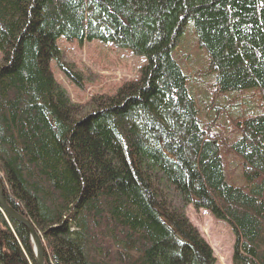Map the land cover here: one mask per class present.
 <instances>
[{
    "label": "trees",
    "instance_id": "16d2710c",
    "mask_svg": "<svg viewBox=\"0 0 264 264\" xmlns=\"http://www.w3.org/2000/svg\"><path fill=\"white\" fill-rule=\"evenodd\" d=\"M188 35L212 118L179 54ZM60 38L127 49L139 76L73 102L50 70L82 87ZM0 185L44 264H215L189 205L230 228L231 264H264V0H0ZM0 264H35L1 211Z\"/></svg>",
    "mask_w": 264,
    "mask_h": 264
},
{
    "label": "rangeland",
    "instance_id": "374dc122",
    "mask_svg": "<svg viewBox=\"0 0 264 264\" xmlns=\"http://www.w3.org/2000/svg\"><path fill=\"white\" fill-rule=\"evenodd\" d=\"M191 43V36H185L178 48L179 54L181 60L184 61L187 73H189V87L196 97L201 117L212 118L213 115H210L208 106L206 108L211 97L210 79L197 76L198 72L204 70L205 63L202 54L194 50ZM57 45L63 52L62 60L65 63H72L74 70L81 74L82 87L67 78L54 62L50 63V70L54 80L65 90L69 98L80 104H84L94 95H112L124 83L137 79L139 67L144 62L143 58L133 55L127 49L118 48L112 43L92 41L79 45L76 42H67L60 38ZM233 95L228 94L224 98L229 100ZM247 95L252 105L247 113L253 114L254 111H257L258 105L255 94L246 92L239 97L234 95L235 102L239 107L245 109L246 104L243 102V98ZM223 103L224 101L217 102L216 105L222 106ZM186 215L189 222L211 248L215 264H231L234 236L230 228L223 222L215 220L208 211L196 210L192 205L187 207Z\"/></svg>",
    "mask_w": 264,
    "mask_h": 264
},
{
    "label": "water",
    "instance_id": "95a60500",
    "mask_svg": "<svg viewBox=\"0 0 264 264\" xmlns=\"http://www.w3.org/2000/svg\"><path fill=\"white\" fill-rule=\"evenodd\" d=\"M0 210L12 221L22 225L28 232L31 244L33 246V257L35 264H44L43 245L38 233L33 229L32 225L22 216L17 214L4 200L3 191L0 185Z\"/></svg>",
    "mask_w": 264,
    "mask_h": 264
},
{
    "label": "bare ground",
    "instance_id": "6f19581e",
    "mask_svg": "<svg viewBox=\"0 0 264 264\" xmlns=\"http://www.w3.org/2000/svg\"><path fill=\"white\" fill-rule=\"evenodd\" d=\"M52 76H53V74H52ZM54 78V77H53ZM190 81V80H189ZM218 102H223L222 100H218Z\"/></svg>",
    "mask_w": 264,
    "mask_h": 264
}]
</instances>
